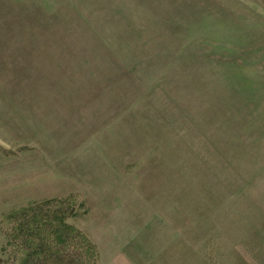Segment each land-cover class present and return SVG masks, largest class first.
<instances>
[{
  "label": "rangeland",
  "instance_id": "obj_1",
  "mask_svg": "<svg viewBox=\"0 0 264 264\" xmlns=\"http://www.w3.org/2000/svg\"><path fill=\"white\" fill-rule=\"evenodd\" d=\"M141 127L164 152L141 157ZM200 152L180 204L219 220L181 259L264 264V0H0V264L19 261L6 214L70 195L99 264L121 245L104 219L136 261L177 264L148 245L144 189Z\"/></svg>",
  "mask_w": 264,
  "mask_h": 264
},
{
  "label": "crops",
  "instance_id": "obj_2",
  "mask_svg": "<svg viewBox=\"0 0 264 264\" xmlns=\"http://www.w3.org/2000/svg\"><path fill=\"white\" fill-rule=\"evenodd\" d=\"M140 133H137L138 137L141 139V146L139 152H141V157L143 155H152L156 156L158 151L164 152L165 148H160V144L157 146L158 150L156 151H147V148L149 145L154 146V141L162 143L164 140L163 138L158 139L155 138V134L150 135L148 137L145 136L146 142H154L153 144H149L146 146V149L144 148V138L140 137L141 133H143L144 128L141 127ZM154 136V137H153ZM153 137V138H152ZM126 140H129L130 142H135L133 144L136 145L137 141L131 136L127 135L125 137ZM190 142H193L190 140ZM193 148V146H192ZM137 151H133V153H136ZM148 152V153H147ZM152 152V153H151ZM116 153V152H115ZM202 152L200 153H193V156L188 157V164L185 161H181L178 158V162H176L173 165L174 173L172 175V178L169 177L163 179L161 173H159L162 177L161 183L159 181V185L152 186L149 189H144V207H146L144 210H146V217H144V230L150 229L151 226H154L155 228H159L161 230L162 235H153V237L150 239L151 241L148 242V245H155L154 242L158 243L162 240L166 239V243L163 247H169L175 248L178 250V256L176 259H179L177 261V264H198V259L196 257H189L188 262H185V259H181V255L183 253H188L189 255L193 253L196 254V251H199L198 248H205L206 241H202V244L197 246L198 238L201 239L204 237V235L207 234V225L210 222H213L215 220H219V215H204L205 218L200 219L195 215V211L190 209L189 211L185 212L184 209L181 207V200L179 196V190H180V180H181V174L182 171L185 173V176L187 174H194L197 171V162L199 163L202 161ZM193 158V159H192ZM134 159V157L128 156L124 158L122 161H118L119 166L123 163L122 167H128L132 165L131 160ZM136 159V158H135ZM127 160V161H125ZM137 160V159H136ZM142 174H144L142 172ZM170 175V174H169ZM191 179V177H189ZM259 191V190H257ZM136 199V198H135ZM186 199V196H185ZM189 199V198H188ZM207 201H211L209 197L204 198ZM143 200V199H140ZM143 204V203H142ZM210 216V217H209ZM110 220L104 219V225L101 227L100 234H102L103 241L109 242L110 244H114L115 240H119L121 242V245L114 246V250H111V257L113 258V264H145L139 261H136V258H134L132 255H128L126 251L123 249V244L127 242V238L122 235V232L119 230V228L114 227L111 222H107ZM200 224H198L199 222ZM204 222V224H202ZM158 230V231H159ZM264 232V231H263ZM101 237V236H100ZM145 244V243H144ZM183 245V246H182ZM156 246V245H155ZM166 248V249H167ZM197 248V250H196ZM148 248H146L145 251H147ZM182 260V261H180Z\"/></svg>",
  "mask_w": 264,
  "mask_h": 264
},
{
  "label": "trees",
  "instance_id": "obj_3",
  "mask_svg": "<svg viewBox=\"0 0 264 264\" xmlns=\"http://www.w3.org/2000/svg\"><path fill=\"white\" fill-rule=\"evenodd\" d=\"M71 198L35 201L5 215L7 246L17 264H99L95 242L67 220L76 214L70 212Z\"/></svg>",
  "mask_w": 264,
  "mask_h": 264
}]
</instances>
